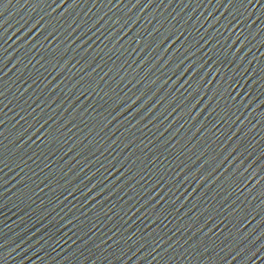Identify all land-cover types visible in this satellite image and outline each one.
I'll return each mask as SVG.
<instances>
[{
    "label": "water",
    "instance_id": "water-1",
    "mask_svg": "<svg viewBox=\"0 0 264 264\" xmlns=\"http://www.w3.org/2000/svg\"><path fill=\"white\" fill-rule=\"evenodd\" d=\"M0 264H264V0H0Z\"/></svg>",
    "mask_w": 264,
    "mask_h": 264
}]
</instances>
